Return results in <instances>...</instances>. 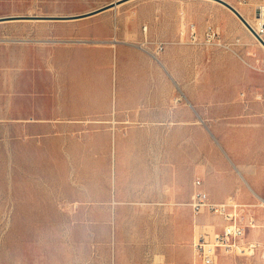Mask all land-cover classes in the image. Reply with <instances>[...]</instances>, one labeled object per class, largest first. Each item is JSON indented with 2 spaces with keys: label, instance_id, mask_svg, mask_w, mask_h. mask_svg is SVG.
<instances>
[{
  "label": "rangeland",
  "instance_id": "obj_1",
  "mask_svg": "<svg viewBox=\"0 0 264 264\" xmlns=\"http://www.w3.org/2000/svg\"><path fill=\"white\" fill-rule=\"evenodd\" d=\"M114 1L0 0V18H75ZM194 1L228 11L232 21L218 19L222 41L230 43L239 38L243 47L238 54L212 48L204 35H198L196 41L184 37L173 42L175 48L166 51L172 43L162 41L166 44L162 59L169 69V74L166 68L165 73L180 88V120L173 136L157 139L162 140L165 159L171 156V146L179 145L180 181L185 190L187 172L193 166L197 175L226 179V167L234 169L235 162L230 149L247 159L250 166H264V48L217 0ZM153 12L160 23L154 32L169 36L171 9ZM194 13L197 24L207 26L217 20L212 7H197ZM119 14L129 17L125 32L133 38L139 33L131 42L139 43L142 50L159 42L146 39L140 15L130 9H120ZM244 14L254 20L253 13ZM111 17V11L105 12L96 25L66 20L0 23V264H114L117 259V233L111 217L115 173V138L108 134L111 122L94 120L87 114L77 119L60 108L58 103H67L71 95L64 91V68L56 64L59 55L63 62L89 59L96 41L80 43L84 41L80 37L92 28L107 33ZM119 57L115 56L111 81L114 98L121 81ZM88 69L78 77L79 83L90 84ZM242 94H246L245 102ZM254 96L262 99L254 101ZM122 124L129 128L141 125L133 121ZM127 140L131 141V152L124 153L121 148L122 156L139 157L147 151V138L131 136ZM187 195L180 208H188L190 191ZM255 201L252 205L258 207L247 212L256 218L258 227L249 229L243 241L257 242L259 248L250 255L221 252L217 264H264V208L260 207L261 199ZM204 215L203 222L189 219L192 246L200 236L223 228L220 218ZM122 219L126 221V241L140 243V249L150 243L147 235L151 229L144 227L145 217L131 215L129 210V216Z\"/></svg>",
  "mask_w": 264,
  "mask_h": 264
},
{
  "label": "crops",
  "instance_id": "obj_2",
  "mask_svg": "<svg viewBox=\"0 0 264 264\" xmlns=\"http://www.w3.org/2000/svg\"><path fill=\"white\" fill-rule=\"evenodd\" d=\"M153 1L156 4H152ZM224 1L237 9L240 7L243 14L245 12L250 15L255 13L256 7L262 0H246V4H241L242 0ZM158 2L159 0H132L131 4L118 9L123 11L130 9L134 14L140 15L141 21L148 28L145 32L146 39L150 37L159 42H171L166 51L175 48L173 42L180 41L184 37L188 38L190 24L197 26L200 37L204 35L206 25L195 22L194 10L197 7L213 8L217 20L212 25L218 29L222 27L218 21L220 17L229 18L231 21L233 19L224 8L199 4L194 0H161V4ZM168 8L171 9L170 35H158L154 31L160 23L158 24L153 11L158 9L163 11ZM118 9H111V16L113 14L114 17H111L107 33L92 28L80 37L84 40L80 43H86V40L96 41L90 50L89 59L73 58L63 62L61 56H58L57 67L64 68L62 71L66 73L67 78L64 91L71 95L70 101L58 105L77 119L87 114L94 120L111 122L108 134L115 138L112 162L115 173L114 180L111 181V188L114 190L113 196L111 194L114 206L111 217H114L113 228L115 234L117 233V241L115 239L114 244V254L117 259L114 264H189L195 258L189 219L192 217L194 222L198 220L203 222L205 215L195 217L189 205H185L188 208H180V203L187 200L188 191L191 200L196 190L195 181L203 179L202 189L214 202L222 203L230 197H235L243 205L258 207L252 204L256 202L255 198L264 200V166L261 163L250 166L247 159H243L239 153L230 149L235 162L234 169L226 167V179L224 176H216L215 180L208 174L197 175L194 166L191 168L188 166L185 190V185L180 181L179 145L171 146V156L165 159L162 140L157 139L173 136L178 131L179 84L174 79H169L167 75L169 74V69L166 68L167 62H163L162 59L166 51L158 61L142 50L139 43L131 42L137 39L139 33L133 38L132 34L125 32L129 17L126 14H119ZM104 13L66 21L96 25L100 24V17ZM149 27H151L150 33H148ZM118 55L120 57L117 73L121 74V81L117 98H114L111 81L114 59L115 56L118 58ZM86 68H89L90 72L88 76L91 82L88 85L78 81V77ZM172 77L174 78L173 74ZM240 97L242 102H245L246 94ZM253 99L258 100L255 96ZM126 121L139 122L141 125L139 128H129L122 124ZM114 122L117 123L112 125ZM169 122L172 128H169ZM131 136L147 138V151L139 157H135L134 154L128 155L130 159H127L128 156L121 155V150L123 149L124 153L131 152L128 150L131 141L127 140ZM139 205L141 207H137ZM129 210L131 215L145 217L144 227L151 229V234L147 235L151 241L142 249L140 243L130 244L125 240L126 221L122 218L129 216ZM154 228H156L155 234Z\"/></svg>",
  "mask_w": 264,
  "mask_h": 264
},
{
  "label": "built area",
  "instance_id": "obj_3",
  "mask_svg": "<svg viewBox=\"0 0 264 264\" xmlns=\"http://www.w3.org/2000/svg\"><path fill=\"white\" fill-rule=\"evenodd\" d=\"M246 3V0L241 1V4ZM250 26L252 30L248 28L249 33L263 48L264 0L256 7L254 20ZM147 29V26H145L144 32H147ZM188 34L190 40L196 41L198 39V29L195 24L189 25ZM204 37L207 46L225 48L235 54H238V50L243 47V43L239 38H235L230 43L223 42L220 30L212 24L206 26ZM151 45L154 47L147 48L146 52L159 61V57L165 51L166 44L164 42H156ZM256 98L258 100L262 99L261 96H256ZM202 186L203 181L197 179L195 181L196 190L191 197L189 206L195 217L208 214L220 218L223 222V228L220 232L199 237L198 241L193 245L195 258L189 264H217L221 252L236 253L238 255L254 253L259 248V244L257 242L246 244L243 241L249 229H257L258 227L256 218L247 212L251 206L241 204L235 197H230L222 203L214 202L211 200L210 195L202 189ZM260 207L264 208V201Z\"/></svg>",
  "mask_w": 264,
  "mask_h": 264
},
{
  "label": "water",
  "instance_id": "obj_4",
  "mask_svg": "<svg viewBox=\"0 0 264 264\" xmlns=\"http://www.w3.org/2000/svg\"><path fill=\"white\" fill-rule=\"evenodd\" d=\"M127 1H130V0H117V1H114V2L104 6V7H101L99 9H96L94 11L88 12L86 14H83V15L75 17V18H73V17H53V16H13V17L0 18V23L8 22V21H25V20L34 21V20H73V19H81V18H85V17H89V16H93V15L102 13V12L107 11L109 9H114L118 5L123 4V3L127 2ZM217 1L219 3H221L223 6H225L226 8H228L230 11H232L250 30H252L249 22L245 19V17L240 13V11L237 8H235L233 5L229 4L228 2H226L224 0H217ZM263 44H264V42H263Z\"/></svg>",
  "mask_w": 264,
  "mask_h": 264
},
{
  "label": "bare ground",
  "instance_id": "obj_5",
  "mask_svg": "<svg viewBox=\"0 0 264 264\" xmlns=\"http://www.w3.org/2000/svg\"><path fill=\"white\" fill-rule=\"evenodd\" d=\"M131 2L132 1H130V2H128V3H123V4H121V5H118L115 9H118V8H121V7H123V6H125L126 4H131ZM119 10V9H118ZM111 11V9L110 10H108V11H104V12H106V13H108V12H110ZM239 11H240V13L245 17V19L250 23V24H252V21L247 17V16H245L244 14H243V12L239 9ZM243 25L245 26V28L248 30V27H246V25L243 23ZM249 32V31H248ZM264 48V47H263ZM264 201V200H263ZM262 201V202H263ZM250 253H252V252H250ZM247 254H249V253H247ZM250 255V254H249Z\"/></svg>",
  "mask_w": 264,
  "mask_h": 264
}]
</instances>
